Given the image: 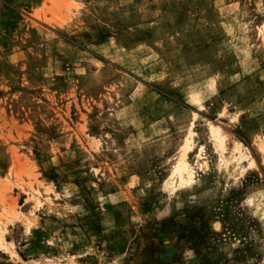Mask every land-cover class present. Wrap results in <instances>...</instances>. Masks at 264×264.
<instances>
[{"label":"rangeland","instance_id":"obj_1","mask_svg":"<svg viewBox=\"0 0 264 264\" xmlns=\"http://www.w3.org/2000/svg\"><path fill=\"white\" fill-rule=\"evenodd\" d=\"M0 233V264H264V0H0Z\"/></svg>","mask_w":264,"mask_h":264},{"label":"bare ground","instance_id":"obj_2","mask_svg":"<svg viewBox=\"0 0 264 264\" xmlns=\"http://www.w3.org/2000/svg\"><path fill=\"white\" fill-rule=\"evenodd\" d=\"M213 133L216 134V139L219 142V149H220V152H221V158L223 160V156H224L223 154L225 153V150H226L225 144H224V140H223L224 138H222V135H221L219 129H215L214 128L213 129ZM189 140L190 139H188V141ZM187 146L188 145H186V147ZM186 157H187V153L185 152L183 154L182 158L178 161V163H177V165H176V167L174 169V173L173 174L177 176V178L179 179V181H180L181 184L190 185L193 182V175H194V173H193L192 167L189 165L188 161L186 160ZM3 240L4 239H3V237L1 236V233H0V246H2V244L4 242Z\"/></svg>","mask_w":264,"mask_h":264}]
</instances>
